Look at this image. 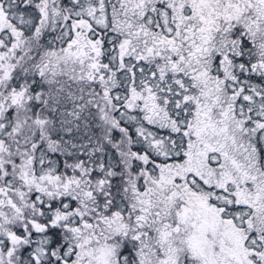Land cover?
<instances>
[{"label": "snow or ice", "instance_id": "snow-or-ice-1", "mask_svg": "<svg viewBox=\"0 0 264 264\" xmlns=\"http://www.w3.org/2000/svg\"><path fill=\"white\" fill-rule=\"evenodd\" d=\"M0 264H264V0H0Z\"/></svg>", "mask_w": 264, "mask_h": 264}]
</instances>
